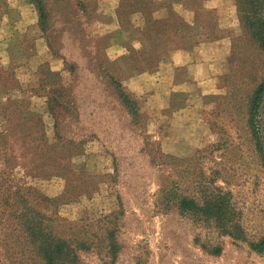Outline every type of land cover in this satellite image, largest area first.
Masks as SVG:
<instances>
[{
	"label": "rangeland",
	"instance_id": "1",
	"mask_svg": "<svg viewBox=\"0 0 264 264\" xmlns=\"http://www.w3.org/2000/svg\"><path fill=\"white\" fill-rule=\"evenodd\" d=\"M254 13L264 0H0V264H45L26 215L76 264H264ZM220 199V219L182 207Z\"/></svg>",
	"mask_w": 264,
	"mask_h": 264
},
{
	"label": "trees",
	"instance_id": "2",
	"mask_svg": "<svg viewBox=\"0 0 264 264\" xmlns=\"http://www.w3.org/2000/svg\"><path fill=\"white\" fill-rule=\"evenodd\" d=\"M39 12L43 16L44 9L42 6L39 7ZM256 16L257 14L254 13ZM246 23L249 29V33L252 38L259 44V47L264 52V17H257L252 19L249 16L246 17ZM264 98V81L258 87L253 103H252V115H256L261 102ZM253 124V121H252ZM182 207L189 210H197L203 212L205 215L211 216L212 218L220 219L225 216L224 204L222 199L215 203H208L204 207H199L194 201H183ZM26 223L30 226L25 227V234L32 247L35 249L36 255L45 264H76L77 256L74 250L71 249L66 241L58 239L53 236L50 231L43 230L36 223H33V219L28 218V215L24 216ZM32 224V225H31ZM233 231L236 233L243 234L240 227H234ZM252 250L257 252L264 251V239L260 243H253L251 245Z\"/></svg>",
	"mask_w": 264,
	"mask_h": 264
},
{
	"label": "crops",
	"instance_id": "3",
	"mask_svg": "<svg viewBox=\"0 0 264 264\" xmlns=\"http://www.w3.org/2000/svg\"><path fill=\"white\" fill-rule=\"evenodd\" d=\"M96 18H97V24L102 25L103 27H107L108 32L111 30L117 31L118 14H117L115 8L105 7V8L98 10V12L96 14ZM102 18H107L109 20L108 22H106L107 24L101 22ZM113 49L115 51L112 49L107 50V55L112 60H116L118 57L124 55V53L126 51V47L124 45L122 47L116 45L115 48H113ZM51 64L55 68V70H61V65H60L58 60H52ZM137 76L138 77H134V80H130L129 82L126 81V83H125L126 90L130 93L138 94V92L141 90V88L139 89L138 87H134L135 82L141 83V81L144 80V78L146 79V76H149V73L140 74ZM155 83H157V81H155Z\"/></svg>",
	"mask_w": 264,
	"mask_h": 264
}]
</instances>
